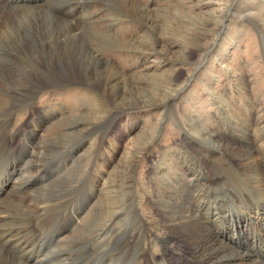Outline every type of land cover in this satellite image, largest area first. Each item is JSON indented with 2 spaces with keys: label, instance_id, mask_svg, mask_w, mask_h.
Here are the masks:
<instances>
[{
  "label": "rangeland",
  "instance_id": "rangeland-1",
  "mask_svg": "<svg viewBox=\"0 0 264 264\" xmlns=\"http://www.w3.org/2000/svg\"><path fill=\"white\" fill-rule=\"evenodd\" d=\"M127 1L138 11H126ZM14 2L0 0V19L8 20L0 51H15L13 68L5 69L6 57H0V69L14 79L0 80V113L13 109L0 118V190L10 194L1 202L23 196L33 206L21 208L15 201L9 206L13 214L0 211V254L6 251L23 264H203L183 241L178 219L172 233L165 228L155 200L160 197L187 203L198 219L203 202L213 237L264 264V223L243 216L264 215V0ZM50 18L72 25L84 49L101 62H81L77 48L58 57L55 42L44 47L43 58L33 55V43ZM17 36L21 45L13 42ZM51 73L56 86L38 89ZM123 77L133 86L129 95ZM101 80L103 92L94 85ZM34 93L31 103L12 105ZM143 132L150 139L134 155L129 184L130 196L137 198L127 203L112 194L109 200L108 186L126 193L118 168L130 166L122 163L132 156L126 146ZM53 139L60 148L52 156L60 154L46 163L34 159L39 140L47 146ZM229 145L243 153L234 156ZM52 161L56 166L50 167ZM251 174L259 180L250 181ZM44 175L56 178L49 183ZM105 182V204L96 203ZM39 190L52 198L49 204H40ZM107 211H113L111 218Z\"/></svg>",
  "mask_w": 264,
  "mask_h": 264
},
{
  "label": "bare ground",
  "instance_id": "bare-ground-1",
  "mask_svg": "<svg viewBox=\"0 0 264 264\" xmlns=\"http://www.w3.org/2000/svg\"><path fill=\"white\" fill-rule=\"evenodd\" d=\"M124 1V0H123ZM126 1V0H125ZM7 2V1H6ZM9 3V2H8ZM10 3H11V1H10ZM14 3H16V0H15V2ZM17 4V3H16ZM22 4H26V3H22ZM123 4V3H122ZM8 5V4H7ZM35 5V4H34ZM136 5V4H135ZM133 6V3L131 2V1H127V3L124 5V7L126 6V8H125V10L126 11H128L129 13H130V9H131V12H132V10L134 9V11H138V8H136V6ZM5 6V5H4ZM10 6H12L11 4H10ZM22 6V5H21ZM6 7H9V6H6ZM16 7H18V6H16ZM32 7H34V6H31V7H29V8H32ZM134 7V8H133ZM19 8V7H18ZM21 8V7H20ZM39 8V7H38ZM74 8V7H73ZM7 9H9V8H7ZM129 9V10H128ZM48 10V9H47ZM4 12V11H3ZM14 12V11H13ZM31 12V11H30ZM148 12V11H147ZM36 13H37V11H36ZM39 14H41V12H38ZM1 14H2V12H1ZM3 16V15H2ZM1 16V17H2ZM48 16V15H47ZM7 18V17H6ZM148 19V18H147ZM26 20V19H25ZM146 20V19H145ZM7 22H8V20H5V18H1L0 19V32H1V30H2V28H4V26L7 24ZM145 22V21H144ZM151 21L149 20V23H150ZM145 24H147L148 26H149V24H148V21H146L145 22ZM152 24V23H151ZM150 26H152V25H150ZM45 30H44V32H40V34H39V40H36V41H34V43H33V46H32V48H31V52L33 53V55H38L39 54V59H41V58H43L44 56H42L43 55V53L42 52H44V47H47L48 46V44H50V43H52V42H55V43H53V47H54V49H55V51L53 52L54 53V55H57L58 54V57H60V56H63V55H71L70 53H69V51H73L72 49H80L79 50V52H80V54H79V57L81 58L80 60H81V62H82V60L83 61H88V62H90V63H92L93 61H96V62H101L100 61V59L98 58V56L97 55H94L93 53H90V52H88V51H86L85 49H84V46H83V42H84V40L79 36L80 34L79 33H77L76 32V30H75V28L72 26V25H69V24H67L66 22H64L63 20H61V19H57V18H50L49 20H48V22L45 24ZM147 27V26H146ZM7 29H9V28H7ZM150 29V28H149ZM149 29H148V31H149ZM30 30V29H29ZM17 31V30H16ZM55 31V32H54ZM56 31H58V33H56ZM12 32V31H11ZM16 33V32H15ZM5 35H6V33H5ZM8 36V35H7ZM45 36H47L48 37V39H44V37ZM82 36V35H81ZM5 39V38H4ZM11 40V39H10ZM35 40V39H34ZM6 41V40H5ZM9 41V40H8ZM47 41V42H46ZM9 42H11V41H9ZM13 42L15 43V44H19V45H21V38L19 37V36H17V37H15L14 38V40H13ZM50 42V43H49ZM4 44V43H3ZM14 49L15 50H18V48H16V47H14ZM6 50V49H5ZM0 51V57H6L5 59H6V63H4V64H2V65H5L4 66V68L5 69H8V68H10V67H12L13 68V66H14V63H13V61L11 60V55H12V53H14L15 51H10V50H7V51ZM65 50V51H64ZM56 51H58V53L56 54L55 52ZM59 51H61V53L59 54ZM74 52V51H73ZM76 52V51H75ZM74 52V53H75ZM96 53V52H95ZM29 55V54H28ZM74 55V54H73ZM21 57V56H20ZM29 58V57H28ZM30 60V65H31V67H33V60L32 59H29ZM35 60V59H34ZM84 63V62H83ZM13 65V66H12ZM85 65V64H84ZM93 65H94V63H93ZM96 65V64H95ZM94 65V66H95ZM99 65V64H98ZM102 65V64H101ZM111 68L110 69H112L113 70V66L111 65L110 66ZM35 68V67H34ZM108 69V68H107ZM49 70V69H48ZM69 70V69H68ZM86 70H87V68H86ZM71 72V71H70ZM9 72L8 71H4V70H1L0 69V80H2V77L3 78H5V80H6V82H9L10 80L11 81H13L14 79L11 77V76H9L10 74H8ZM115 73V72H114ZM118 73V72H117ZM52 74V73H51ZM49 75V77H48V79H47V81L45 82V83H42V86L41 87H39L38 89H44V88H47V87H54V86H56L55 85V79H54V77H53V74L52 75ZM109 74H111L110 72H109ZM116 74V73H115ZM114 74V75H115ZM38 76V75H37ZM58 76V75H57ZM70 76V75H69ZM110 76V75H109ZM124 78V77H123ZM148 78V77H147ZM98 80V79H97ZM107 80H108V78H107ZM44 81V80H43ZM70 81V80H69ZM33 82V81H32ZM127 81H126V79L124 78V80H123V83L125 84L124 86V92L125 93H128V95L129 94H131V93H133V86L131 85V83H126ZM78 83V82H77ZM108 83H111L110 82V79L108 80ZM95 84H98V88L100 89V90H102V92L103 91H105V89H103L104 88V81H102L101 80V82L100 81H98V82H94V85ZM41 85V84H40ZM116 87V86H115ZM147 87V86H146ZM13 88V87H12ZM30 89V88H29ZM113 89V88H112ZM114 90V89H113ZM36 93V92H35ZM35 93L34 94H32L31 95V97L28 99V101L26 102V103H20L18 100H16V99H14V100H12L11 102H12V105L13 106H15V105H19V104H22V105H27L28 104V102L29 103H31L32 102V100H33V98H34V96H35ZM122 94V91L120 92V95ZM119 95V96H120ZM113 97H118V96H113ZM122 97V96H121ZM23 99V98H22ZM26 101V100H25ZM11 105V104H10ZM22 105H20L21 107H22ZM14 108V107H13ZM15 108H17V107H15ZM31 106H29V110H30V112H32L31 111ZM18 110V109H17ZM11 111H13V109H11V110H9V111H3V112H1L0 113V118H4L5 116H7V114L10 112L11 113ZM16 111V109L14 110V112ZM22 111V110H21ZM20 111V112H21ZM13 112V113H14ZM15 114V113H14ZM17 114V113H16ZM10 115H12V114H10ZM32 116V115H31ZM8 118H10V117H8ZM101 125V124H100ZM101 129V128H100ZM96 130V129H95ZM106 130V129H105ZM128 132H130V130H128ZM125 133V132H124ZM263 134V133H262ZM262 134H261V136H262ZM34 135V134H33ZM37 135H39V134H37ZM101 136V135H100ZM264 136V135H263ZM33 137V136H32ZM41 138H43V137H41ZM258 138H259V136H258ZM264 138V137H263ZM39 139V138H38ZM101 139H103V138H101ZM150 138H149V136L148 135H146L145 134V132H143V134L141 135V134H139V133H137V135L136 136H134L129 142H128V144H127V148L129 147V149H131V151L132 152H129V154H132V156H131V158L130 159H128V160H125V161H122V163H126L127 161H129V163H130V166L127 164V165H125V166H123V167H119L118 168V171H119V177H118V179L117 180H121V183H123L124 185H126V193L125 192H121V194H120V192H118V190L117 191H115V189H114V192L115 193H113L112 192V190H111V186H108V191H109V194H108V196H107V198L110 200L111 199V196H112V194H115L117 197H119V196H123L124 197V199H125V201L127 202V203H129L130 202V198H132V200H135L137 197L136 196H134L133 194L130 196V194L132 193V189H131V187H129V184L130 183H132V170H133V168H134V166L136 165V163H137V159H136V157L135 156H137V155H139V152L143 149V147H144V145H145V143L149 140ZM212 141H214L213 140V138H210ZM217 139V138H216ZM216 139H215V142H216ZM262 139V138H261ZM260 139V140H261ZM42 141V140H41ZM40 140H39V142H38V144H37V148H35V150H36V152H35V154L33 155V157H35L34 159H36L38 162H44V163H46V161L48 160H50V158L52 159V158H54V157H56L57 155H59L60 154V152H58L59 154H57V155H55V156H52L53 154H54V152L57 150V151H59V148H60V145H58V143L56 144L54 141H55V139H53V140H48V145L47 146H44V145H42L43 143L41 142ZM263 141V140H262ZM34 145H36V144H34ZM33 145V146H34ZM91 145V144H90ZM217 145H219V144H217ZM19 146V145H18ZM83 146V145H82ZM81 146V147H82ZM236 146V145H235ZM264 146V145H263ZM35 147V146H34ZM215 147V146H214ZM234 147V146H233ZM231 145H229L227 148L228 149H231L232 151H234V152H232L233 154H234V156H235V154H240V153H243L242 151H238V150H236L235 148L236 147H234L233 148ZM262 147V146H261ZM261 147H260V150H261ZM31 148V147H30ZM76 148V147H75ZM124 149V148H123ZM33 151V150H32ZM56 151V152H57ZM63 150H61V152H62ZM67 151V150H66ZM69 151V150H68ZM73 151V150H72ZM252 151V150H251ZM78 152H80V151H78ZM239 152V153H238ZM69 153V152H68ZM123 153V152H122ZM136 154V155H135ZM251 154V153H250ZM78 155V154H77ZM135 155V156H134ZM40 156V160L39 159H37L38 157ZM68 156V155H67ZM71 156V155H70ZM130 156V155H129ZM26 157V156H25ZM60 157V156H59ZM69 157V156H68ZM76 157V156H75ZM58 158V157H57ZM251 158V157H250ZM56 160V159H55ZM72 160V159H71ZM70 160V161H71ZM132 160V161H131ZM64 161V160H63ZM31 162V161H30ZM56 162V161H55ZM69 162V161H68ZM25 163V162H24ZM57 163V162H56ZM65 163V162H64ZM71 163V162H70ZM69 163V164H70ZM67 164V163H66ZM75 164V163H74ZM39 165V164H38ZM49 165H51L50 167H53V166H56V164L52 161ZM49 165H47L46 167H49ZM60 165H62V164H60ZM63 166V165H62ZM46 167H44V169L46 168ZM49 167V168H50ZM57 167H59V166H57ZM260 167V166H259ZM56 168V167H55ZM60 168V167H59ZM255 168V167H254ZM264 168V167H263ZM42 169V168H41ZM43 169V170H44ZM47 169V168H46ZM34 170V169H33ZM59 170H61V169H59ZM71 167L69 168V169H67L64 173H62V175H59L56 179L55 178H53L52 180H50L49 178L52 176V175H50V172H49V175H50V177H46V175H44L46 178H44V180L43 181H46V180H50L49 181V183H51V182H53L54 181V179L55 180H57V179H61V178H64L65 176H67V174H69L71 171ZM30 171V170H29ZM31 171H32V168H31ZM41 171V170H40ZM46 171V170H45ZM56 171L58 172V170H53V171H51L52 172V174L53 173H56ZM114 171V170H113ZM260 171V170H259ZM23 173H24V171H22ZM115 172V171H114ZM26 173V172H25ZM42 173V172H41ZM247 173V172H246ZM28 174V173H27ZM48 174V173H47ZM58 174V173H57ZM249 174V173H248ZM26 175V174H25ZM36 175V174H35ZM41 175V174H40ZM55 175V174H54ZM43 176V175H42ZM41 176V177H42ZM48 176V175H47ZM21 177H22V175H21ZM25 177V176H24ZM117 177V176H116ZM10 178H11V176H10ZM23 178V177H22ZM21 178V179H22ZM26 178V177H25ZM122 178H123V180H122ZM36 179V178H35ZM40 179V178H39ZM41 179H43V178H41ZM40 179V180H41ZM112 180V178H109V180ZM192 179V178H191ZM250 181H252V180H256V179H258L259 180V178L258 177H256V176H254V174L252 175H250ZM14 180V179H13ZM24 180V179H23ZM22 180V181H23ZM107 180V179H106ZM114 180V179H113ZM200 180H201V178H200ZM8 181V180H7ZM17 181H19V180H17ZM16 181V182H17ZM61 181V180H60ZM190 181V180H189ZM199 181V180H198ZM20 182V181H19ZM104 182V181H103ZM259 182V181H258ZM13 183V182H12ZM15 183V182H14ZM14 183L12 184V186L14 185ZM58 183V182H57ZM56 183V184H57ZM190 183V182H189ZM19 184H22V182L21 183H19ZM23 184H25L24 182H23ZM185 184V183H184ZM199 184V183H198ZM255 184H257V183H255ZM260 184V183H259ZM49 185V184H48ZM104 185H105V190L104 189H101V190H104V191H101V193H100V195L97 197V199H96V203L97 202H101V203H103V204H105V202L103 201L104 200V196H105V194L107 193V186H106V182L104 183ZM111 185V184H110ZM5 186V185H4ZM3 186V187H4ZM8 186V185H7ZM12 186H10V188H12ZM25 186V185H24ZM101 186V185H100ZM114 186V185H113ZM191 186V185H190ZM193 186V185H192ZM17 187H19V186H17ZM21 187H23V186H21ZM20 187V189H22ZM43 187H45V186H43ZM47 187V186H46ZM50 187V186H49ZM195 187V186H194ZM193 187V188H194ZM7 188V187H6ZM14 188V187H13ZM56 188V187H55ZM192 188V187H191ZM46 189V188H45ZM48 189V188H47ZM196 189V188H195ZM17 190V189H16ZM40 190H41V188H40ZM40 190L38 191V194L39 195H37L38 196V199L40 200H38L39 202H40V204H46V203H48L49 204V202L51 201V200H49V198H51V197H49L48 195H46L45 193L44 194H42L41 192H40ZM187 190V189H186ZM194 190V189H193ZM198 190V189H197ZM22 191H23V189H22ZM37 191V190H36ZM35 191V192H36ZM99 191V190H98ZM120 191H122V188H120ZM7 191H6V189L5 188H2L1 190H0V202H1V200L3 199V197L5 196V194H6V196L9 194H7L6 193ZM11 192V191H10ZM20 192V191H19ZM100 192V191H99ZM185 192V191H184ZM191 192H192V190H191ZM264 192V191H263ZM12 193V192H11ZM15 193V192H14ZM18 193V192H17ZM189 193L190 192H188L187 194L189 195ZM4 194V195H3ZM21 194V193H20ZM49 194V193H48ZM66 194V193H65ZM187 194H186V196H187ZM201 194V193H200ZM253 194V193H252ZM10 195V194H9ZM34 195V194H33ZM32 195V196H33ZM62 195V194H61ZM202 195V194H201ZM26 196V195H25ZM35 196V195H34ZM67 196V195H66ZM191 196V195H190ZM14 197V196H13ZM26 197H29V196H26ZM54 197V196H53ZM59 197H61L60 195L58 196V198ZM225 197V196H224ZM16 198V197H15ZM15 198H13V199H15ZM31 198V197H30ZM37 198V197H36ZM128 198H129V201H127L128 200ZM193 198H194V200L195 201H197V197L195 196V195H193ZM13 199H10V198H7V197H5V199L1 202V207L2 208H0V211H2L3 213H10V214H13L14 212L12 211V210H9V206H10V204L12 205V203H14L15 201H19V203L21 204V208H27L28 209V205H30L31 203L29 202L30 200H28V198H25V197H23V196H21V197H19L18 199H16V200H13ZM52 199V198H51ZM56 199V198H55ZM118 199V198H117ZM116 199V200H117ZM188 199V198H187ZM192 199V198H191ZM200 199V198H199ZM263 199V198H262ZM54 200V199H53ZM108 200V201H109ZM119 200V199H118ZM123 199H121L120 201H122ZM155 200H157L156 202L158 203V208H159V213L160 214H162V216H161V218H162V221H163V224H164V226H165V228L168 230V231H170V233H172V231L170 230V229H173V228H171L170 226H171V224H172V222H175V220L176 219H178L179 220V222H181V225H182V228H181V230H182V235H183V241L185 242V243H187L188 245H190V247L191 248H193V249H195V251H197L198 253H199V256H200V259H201V262L203 263V264H261V263H258V262H256L254 259H253V257H251L250 255H248V254H246V253H243V252H237L234 248H232L230 245H228V244H226V243H223V242H221L220 240H218L217 238H214L213 237V235H212V233H210L207 229H206V223L208 222H211V220H209L208 218H207V214H206V217H205V215H204V211H206V209L203 211V202H198V205H197V209L196 210H198V217H199V219L195 216V215H193L190 211H189V207L186 205V204H184V203H180V204H178V203H176L175 201H172V202H166L164 199H161L160 197H156L155 198ZM189 200V199H188ZM124 201V200H123ZM120 202V204L122 205V204H125L124 202ZM194 201V202H195ZM133 202V201H132ZM116 203H117V201H116ZM135 203V202H134ZM263 203V202H262ZM112 204V203H111ZM118 204V203H117ZM32 205V204H31ZM30 205V206H31ZM47 205V204H46ZM195 205H196V203H195ZM206 205V204H205ZM257 205V204H256ZM14 206V205H13ZM19 206V205H18ZM33 206V205H32ZM40 206V205H39ZM44 206V205H43ZM118 206V205H117ZM216 206H219V205H217V203H216ZM216 206H214V207H216ZM259 206V205H258ZM261 206V205H260ZM264 206V205H263ZM20 207V206H19ZM44 207H46V206H44ZM49 207V206H48ZM119 207V206H118ZM128 207V206H127ZM205 207V206H204ZM209 207V206H208ZM255 207H257V206H255ZM254 207V208H255ZM262 207V206H261ZM18 208V207H17ZM20 208V209H21ZM38 208V207H37ZM103 208V207H102ZM155 208V207H154ZM221 208V207H220ZM15 209H16V207H15ZM34 209V208H33ZM47 209V208H46ZM216 209V208H215ZM218 209V208H217ZM222 209V208H221ZM259 209V208H258ZM258 209H256V210H258ZM37 210V209H36ZM138 210V209H137ZM209 210H210V208H209ZM19 211H21V210H19ZM26 211V210H25ZM31 211H34V210H31ZM44 211V210H43ZM139 211V210H138ZM193 211V210H192ZM224 211V210H223ZM222 211V212H223ZM252 211H253V209H252ZM27 212V211H26ZM109 212V213H108ZM114 212H115V210H114ZM121 212V211H120ZM208 212V211H207ZM261 212V211H260ZM107 217L106 218H111V215L113 214V211H107ZM254 213L255 214H253V215H249V214H246V213H244V218H246L247 220H252V221H261V223L263 222L264 223V215H259V213H256L255 211H254ZM27 214V213H26ZM30 214V213H29ZM224 214V212L222 213V215ZM264 214V213H263ZM217 215V214H216ZM2 216H3V214H0V217L2 218ZM12 216V215H11ZM23 216V215H22ZM210 216V215H209ZM214 216V215H213ZM224 216V215H223ZM240 216V215H239ZM28 217H30V216H28ZM34 217V216H33ZM33 217H31V218H33ZM102 217V216H101ZM116 217V216H115ZM211 217V216H210ZM217 217H218V215H217ZM228 217V216H227ZM0 218V219H1ZM39 218V217H38ZM92 218V217H91ZM103 218V217H102ZM140 219H142L141 217H139ZM212 218V217H211ZM210 218V219H211ZM214 218H216V217H214ZM239 218V217H238ZM237 218V219H238ZM241 218H242V216H241ZM11 219V218H10ZM25 219V218H24ZM217 219V218H216ZM223 219H225V218H223ZM223 219H221V220H223ZM13 220V219H12ZM18 220V219H17ZM107 220V219H106ZM106 220H105V222H106ZM110 220V219H109ZM228 220V219H227ZM232 220H233V218H232ZM241 220V219H240ZM114 221V220H113ZM213 221H216L215 219H213ZM237 221H239V220H237ZM2 222V221H1ZM82 222H83V220H82ZM219 222V221H218ZM240 222V221H239ZM247 222V221H246ZM249 222V221H248ZM251 222V221H250ZM84 223V222H83ZM221 223H223V221H221ZM262 223V224H263ZM7 224V223H6ZM91 224V223H90ZM210 224V223H209ZM219 224V223H218ZM254 224V223H253ZM23 225V224H22ZM78 225V224H77ZM230 225V224H229ZM241 225V224H240ZM259 225V224H258ZM211 226V225H210ZM223 226H225L224 224H223ZM243 226V225H242ZM241 226V227H242ZM82 227V226H81ZM81 227H79V229L81 228ZM139 227V226H138ZM213 227V226H212ZM214 227H215V225H214ZM217 227V226H216ZM220 227V226H219ZM227 227V226H226ZM230 227V226H229ZM231 227L232 228H234L233 230H238V228H237V225L235 224V223H233L232 222V224H231ZM208 228V227H207ZM223 228H225V227H223ZM78 229V230H79ZM215 229V228H214ZM219 229V228H218ZM247 230V229H246ZM262 230V229H261ZM17 231V230H16ZM103 230H101V232H102ZM143 233H144V228H143ZM147 231V230H146ZM145 231V232H146ZM218 231V230H217ZM239 231V230H238ZM84 232V231H83ZM252 232V231H251ZM213 233H214V231H213ZM217 233V232H216ZM234 233H236V232H234ZM221 234H222V232H221ZM215 235V234H214ZM171 236V235H170ZM219 238V237H218ZM253 238V237H252ZM17 239V238H16ZM0 240H1V238H0ZM4 240V239H3ZM162 240V239H161ZM176 240V239H175ZM223 240V239H222ZM19 241V240H18ZM137 241V240H136ZM165 241V240H164ZM1 242H3V241H1ZM163 242V241H162ZM170 242V241H169ZM241 242V241H240ZM137 244V243H136ZM186 244V245H187ZM240 244H242V243H240ZM263 244H264V241H263ZM170 245V244H169ZM185 245V244H184ZM119 247V246H118ZM185 248H186V246H185ZM188 248V247H187ZM0 250H2L1 248H0ZM226 250H228V251H230L228 254H225L227 251ZM259 250V249H258ZM186 251H187V249H186ZM188 251H190V250H188ZM226 251V252H225ZM252 251V250H251ZM0 252H2V251H0ZM5 252V256H3L2 254H0V256L3 258V260H4V263H2V264H10V260L9 259H11V261L12 262H18L17 264H23L22 262H20V261H18L13 255H10L8 252H6V251H4ZM225 252V253H224ZM253 252V251H252ZM94 254V253H93ZM197 255V254H196ZM29 256V255H28ZM190 257H191V255H190ZM195 257V256H194ZM197 257V256H196ZM9 258V259H8ZM149 259V258H148ZM147 259V260H148ZM198 259H199V257H198ZM237 259V260H236ZM238 259H241V260H239L238 261ZM256 259V258H255ZM32 260V259H31ZM44 260V259H43ZM181 260H183V259H181ZM244 260V261H243ZM29 262V261H28ZM147 262V261H146ZM152 262V261H151ZM191 262V261H190ZM192 262H194V261H192ZM183 263H185V261L183 262ZM196 263V262H195ZM199 263V262H198ZM190 264V263H189ZM197 264V263H196Z\"/></svg>",
  "mask_w": 264,
  "mask_h": 264
}]
</instances>
